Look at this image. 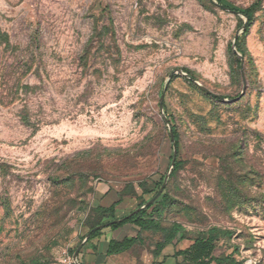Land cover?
Wrapping results in <instances>:
<instances>
[{"label": "rangeland", "instance_id": "374dc122", "mask_svg": "<svg viewBox=\"0 0 264 264\" xmlns=\"http://www.w3.org/2000/svg\"><path fill=\"white\" fill-rule=\"evenodd\" d=\"M220 1L230 10L213 0H0V264L73 256L106 222L93 206L99 182L147 200L170 169V128L180 165L156 207L162 227L180 222L187 241L229 229L217 255L236 246L240 264H264V0ZM255 2L246 32L233 9ZM92 34L105 45L84 68ZM176 70L166 121L160 97ZM122 229L146 264L159 259L164 231Z\"/></svg>", "mask_w": 264, "mask_h": 264}, {"label": "trees", "instance_id": "16d2710c", "mask_svg": "<svg viewBox=\"0 0 264 264\" xmlns=\"http://www.w3.org/2000/svg\"><path fill=\"white\" fill-rule=\"evenodd\" d=\"M217 1L219 4H221L220 0H217ZM258 3L259 2H255L253 5H251L250 7L246 8L243 11L233 9V11L240 12L241 14L246 15L248 17L249 22L246 26L247 27L245 30L246 32L248 31L249 26L253 20V9L258 5ZM96 37L97 36L95 34H92V36L90 37V39L88 40V42L86 44V47H85L83 53L79 56V65L81 67L87 68L89 66V62L91 59V58L89 59V55H90V51L93 47L96 48V46H104L105 45V43L103 41L102 42L99 41L98 43H96V41H95ZM7 39H8V37H7ZM239 41H240V38L238 37V39H237V50L238 51L240 50L238 47ZM7 43H9V42H7ZM238 61L240 62V59H238ZM31 68H32V66L30 64V69ZM96 73H97V70L92 72L93 76H95ZM188 75H190L191 77L193 76L191 74H188ZM32 89H34V86H32L30 84H19V85H17L15 91L18 92L19 90H22L24 92H27V91H30ZM17 92H15V93H17ZM164 108H165V106H164ZM22 114H23V115H21L22 119L26 123H30V118L28 117L29 116L28 113H26L24 111V112H22ZM172 130H173L174 137H175V144H176V147L178 149V142H177L178 134H177V131L175 130V128H172ZM172 158H173V156H171V161H172ZM179 165H180V162H178L176 159V163L174 165V168L171 171L170 177L173 176L175 171L178 169ZM165 176H166V174L162 175L160 181L156 182L155 188L153 190V194L147 200H141L138 203L137 207H140L141 205L146 203L148 200H150L154 196V194L156 192H158V190L161 188V186L164 182ZM164 191L165 192L154 203L149 205L147 208L142 209L141 211H133V212H131L130 215L124 216L121 219L119 218L118 221H116L117 218H115V208L123 200V195L121 192L119 195L120 199L114 201L109 207H104V206L99 205L97 207H94V209L97 210L98 215L102 219H105L108 217L113 218L112 221L108 222L109 224L106 227L117 228V227H119L123 224H126V223H133L134 225L139 227L141 230H151L153 232L164 231L165 234H164L163 240L161 242H159L157 245V248L159 250H162L167 245L175 244L176 241L184 239V236L182 234L184 227L180 222L175 221V222H173V224L169 228H166V229H164L162 227V212L159 208H156V207L158 204H160V203L163 204L165 202V200L167 198L166 188ZM135 197H138V195ZM100 223L101 222L93 225L91 228L96 227ZM100 232H101V229L92 232L89 239L92 238L93 236L97 235ZM232 235H233V232H231L229 229H221L219 227L211 228L209 230L207 236L196 237L195 239H193V243L189 247H187L183 250L175 251L173 253V256L177 260H178V257H182V259L180 261H177V264H211L213 261L216 262V264H240L241 262L237 261L235 258V255H234L235 254L234 251L239 250V248L236 246H234V251L229 253V254L217 255V249L220 246V243H223V239L230 238ZM134 242H135V238H124L120 242H112L110 244V248H109L108 252L112 254V253H118L121 251H125V250L129 249ZM31 264H38V262L33 261Z\"/></svg>", "mask_w": 264, "mask_h": 264}, {"label": "crops", "instance_id": "0c3cea01", "mask_svg": "<svg viewBox=\"0 0 264 264\" xmlns=\"http://www.w3.org/2000/svg\"><path fill=\"white\" fill-rule=\"evenodd\" d=\"M119 195V189L112 188L108 183L99 182L96 185V195L93 200V206L97 207L100 205L109 207L114 201L120 199ZM136 201V197L123 198L122 202L115 208V218H122L136 210L138 208V202ZM112 220V217L105 218V223ZM129 224L133 223H126L117 228L104 227L97 235L90 239L89 236L77 255L78 264H146V253L138 255L135 252L134 243L125 251L112 254L108 252L112 242H120L127 237L122 235V228ZM137 228L140 229L139 227ZM192 243L193 240L187 241L186 238H184L176 241L175 244L167 245L162 250L158 249L159 259H156L150 264H177V261H180L182 257H178L177 260L173 256V253L189 247ZM173 245L175 247L173 252L167 253L166 250ZM211 264H216V262L213 261Z\"/></svg>", "mask_w": 264, "mask_h": 264}, {"label": "water", "instance_id": "95a60500", "mask_svg": "<svg viewBox=\"0 0 264 264\" xmlns=\"http://www.w3.org/2000/svg\"><path fill=\"white\" fill-rule=\"evenodd\" d=\"M215 4H217L219 7H221L222 9L224 10H230L229 7L225 6L224 4H219L217 0H213ZM235 13L237 14H241L240 12H237V11H234ZM245 17V22H244V25H243V28H246L248 22H249V19L246 15H243ZM240 35V30H238L236 36H235V41L233 42V48L235 50V52L241 57V60H242V63H241V68H242V73H243V78H244V82H245V90H246V76H245V71H244V56L242 54H240V52L237 50V39ZM180 71L179 70H176V71H172L169 75V78H168V81L166 83V87H165V90L163 91V93L161 94V97H160V108H161V111L163 113V116L164 118L166 119V121H168L167 117H166V114L164 113V98H165V93H166V90L172 80V78L174 77V75L176 73H179ZM191 80L195 81L196 82V79L194 77H191L190 75H187ZM200 88L202 90H204L205 92H207L208 94H211L212 96L214 97H218V98H221L222 100H226L225 98H223L221 95L213 92L212 90H210L206 85L204 84H199ZM170 135H171V140L173 142V150H174V154H173V158H172V161H171V164H170V169L168 170L166 176H165V179H164V182L161 186V188L159 189V191L150 199L148 200L145 204L141 205L140 207H138L136 210L134 211H141L142 209H145L147 208L149 205H151L152 203H154L158 198L159 196L163 193V191L165 190L166 186H167V183H168V180L170 178V175H171V171L172 169L174 168V165L176 163V159H177V155H178V149L176 147V144H175V137H174V133H173V130L172 128H170ZM131 214V213H130ZM128 214V215H130ZM121 219V218H120ZM119 219H117L116 221H118ZM108 222L107 223H103V224H99L97 225L96 227L92 228L88 233L87 235L85 236V240L84 242L87 240V238L89 236H91L92 232L96 231V230H99V229H102L106 226H108ZM82 248V244L76 249L73 257L75 258V260H77V255L80 251V249ZM78 262V261H77Z\"/></svg>", "mask_w": 264, "mask_h": 264}, {"label": "built area", "instance_id": "2783aa9c", "mask_svg": "<svg viewBox=\"0 0 264 264\" xmlns=\"http://www.w3.org/2000/svg\"><path fill=\"white\" fill-rule=\"evenodd\" d=\"M61 264H78L77 260L71 255L63 256L60 259Z\"/></svg>", "mask_w": 264, "mask_h": 264}]
</instances>
